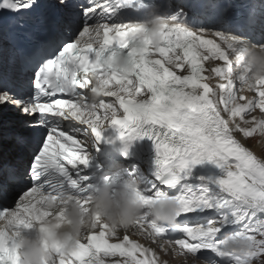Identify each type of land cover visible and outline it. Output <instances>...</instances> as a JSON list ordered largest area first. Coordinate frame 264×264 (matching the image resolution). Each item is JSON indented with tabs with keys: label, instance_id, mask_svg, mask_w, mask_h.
Returning <instances> with one entry per match:
<instances>
[{
	"label": "snow or ice",
	"instance_id": "snow-or-ice-1",
	"mask_svg": "<svg viewBox=\"0 0 264 264\" xmlns=\"http://www.w3.org/2000/svg\"><path fill=\"white\" fill-rule=\"evenodd\" d=\"M218 3L204 0L201 10L192 0H56L69 13L68 26L50 52L25 58L32 67L31 91L0 85V119L6 112L24 117L23 127L41 137L27 169L31 187L14 208L0 210V223L8 225L0 228V264H21L10 229L30 228L50 215L47 200L71 192L81 206L87 203L94 189L87 174L91 152L109 128L127 142L125 154L134 140L152 142L154 167L136 194L146 207L163 196L174 199L175 227L154 223L146 213L139 231L113 233L98 223L72 249L55 244L53 264H109L113 257L122 259L110 264H160L153 249L131 238L141 233L195 257L213 253L221 264L264 261V159L235 135H264V117L245 118L257 109L264 113V81H257L252 96L241 92L230 53L242 49L228 42L243 37L256 44L251 35L257 20L264 23V0L247 5V36L228 27V7L212 14ZM36 7L37 0H0V41L5 16L9 30L19 28ZM141 14L146 18H137ZM153 15L161 21L155 36L145 23ZM206 61L221 63L206 68ZM15 140L24 143L26 137ZM205 161L218 172L194 175ZM237 240L247 242L245 251L229 249Z\"/></svg>",
	"mask_w": 264,
	"mask_h": 264
},
{
	"label": "clouds",
	"instance_id": "clouds-1",
	"mask_svg": "<svg viewBox=\"0 0 264 264\" xmlns=\"http://www.w3.org/2000/svg\"><path fill=\"white\" fill-rule=\"evenodd\" d=\"M160 22L155 15L145 22L151 26L153 36ZM228 42L242 49L230 53L232 76L242 93H250L254 91L257 81H264V45L250 43L243 37H229ZM140 189L136 180L117 184L115 179L109 182L104 178L90 191L83 206L81 200L71 192L57 200H47L45 207L50 215L34 220L30 228L10 229L13 247L19 253L21 264H53L55 244L72 249L78 240L94 231L98 223L108 225V231L113 233L132 229L139 231L137 222L146 213L154 223L175 227L178 203L163 196L146 207L136 194ZM7 227V223H0V228ZM169 247L173 256L184 258V264H188L189 259L195 261V256L186 250L173 244H169ZM228 247L243 252L248 244L244 240H237L229 243Z\"/></svg>",
	"mask_w": 264,
	"mask_h": 264
},
{
	"label": "bare ground",
	"instance_id": "bare-ground-1",
	"mask_svg": "<svg viewBox=\"0 0 264 264\" xmlns=\"http://www.w3.org/2000/svg\"><path fill=\"white\" fill-rule=\"evenodd\" d=\"M218 63H221V62H218V61H207V68H211V67H214L216 66ZM208 74V73H206ZM210 84L214 85L216 83V78L213 77V79L211 81H209ZM254 95V93H251L249 94V96H252ZM13 115V114H11ZM13 117L15 119H10L9 120V123H8V126L7 128L12 131L11 133V137L7 138L4 143L9 145L10 148L9 149H12V150H19V149H23L21 143H17L16 140H15V135L18 131H21V130H24L25 128L23 127V123H24V117H21L19 115H13ZM28 130V129H27ZM237 139H239L241 141V143L244 144L245 147H247L248 149H250L254 154L257 155V157L261 158V159H264L263 155H262V151L264 150V147L261 146L259 147V149H252V148H249L248 145L242 141V139L240 138L241 136L239 135V132L235 133ZM23 158L24 159H28L30 156L29 155H25V154H22ZM194 172L196 175H214L218 172V170L215 168V166L213 164H211L210 162H207L205 161L202 165H198L195 169H194ZM135 236H140V235H135ZM133 239V238H132ZM158 239V238H157ZM160 240V239H159ZM163 244H166L169 246L168 243H166L165 240H160ZM141 243V242H140ZM144 243V242H143ZM142 244V243H141ZM144 246L146 247H149L148 245H145L143 244ZM174 245V244H173ZM151 246V245H150ZM175 247H177L176 245H174ZM154 247V246H152ZM151 248V247H149ZM152 249V248H151ZM154 251L156 253L159 254V256H161V254L158 252L157 249H154ZM205 253V252H204ZM182 259V260H180ZM175 260L177 262V264H184V258H180L179 256H175ZM180 260V261H179ZM179 261V262H178ZM199 260L196 259L195 257V261L189 259V262L188 264H200L198 262ZM109 264H110V261H109ZM160 264H163L162 261H160ZM168 264V262H167ZM205 264V263H203Z\"/></svg>",
	"mask_w": 264,
	"mask_h": 264
},
{
	"label": "rangeland",
	"instance_id": "rangeland-1",
	"mask_svg": "<svg viewBox=\"0 0 264 264\" xmlns=\"http://www.w3.org/2000/svg\"><path fill=\"white\" fill-rule=\"evenodd\" d=\"M244 94L249 96L250 93L246 92ZM258 110L259 109H257L255 112L251 113L250 115L246 116L245 118L251 119V116H253V115L257 116V118L264 117V113H260ZM7 114H8V117L11 115L10 113H7ZM8 117L5 118L6 122H7ZM241 126L246 127V125H241ZM239 135L241 136L240 138L242 139V141H244L248 145L249 148L259 149V147H261V146L264 147V135L255 134L250 138H244L241 133H239ZM261 153L264 157V150ZM139 239L142 241V243L144 242L143 244H146V243L150 244L151 246H154L155 249L158 250V252L161 254V256H159L158 253H157V255L159 256V259H160V261L163 262V264H167V262H168V264H177V262L175 260V256H173L171 253V248L168 245L163 244L159 239H157L158 243L157 242L153 243L152 239L148 238L146 234L140 235ZM180 258H182V257H180ZM196 259L199 260L198 262L200 264H203V263L211 264L202 258L196 257ZM262 259H264V258H262ZM109 260H115V259H109ZM180 260H182V259H180Z\"/></svg>",
	"mask_w": 264,
	"mask_h": 264
}]
</instances>
